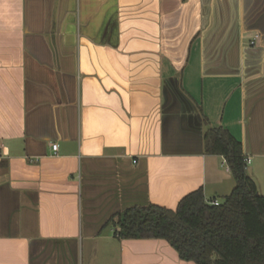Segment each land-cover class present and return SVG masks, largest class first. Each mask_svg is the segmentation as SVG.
I'll return each mask as SVG.
<instances>
[{
    "label": "crops",
    "instance_id": "crops-1",
    "mask_svg": "<svg viewBox=\"0 0 264 264\" xmlns=\"http://www.w3.org/2000/svg\"><path fill=\"white\" fill-rule=\"evenodd\" d=\"M220 127L264 196V0H0V264H196L111 220L221 203Z\"/></svg>",
    "mask_w": 264,
    "mask_h": 264
},
{
    "label": "trees",
    "instance_id": "trees-1",
    "mask_svg": "<svg viewBox=\"0 0 264 264\" xmlns=\"http://www.w3.org/2000/svg\"><path fill=\"white\" fill-rule=\"evenodd\" d=\"M204 139L206 153L223 156L235 180L220 205L199 189L175 210L133 207L111 223L121 239H163L196 264H264V196L247 173L242 144L221 127L208 129Z\"/></svg>",
    "mask_w": 264,
    "mask_h": 264
},
{
    "label": "built area",
    "instance_id": "built-area-1",
    "mask_svg": "<svg viewBox=\"0 0 264 264\" xmlns=\"http://www.w3.org/2000/svg\"><path fill=\"white\" fill-rule=\"evenodd\" d=\"M255 42L253 41V42H251V44H254ZM57 149H58V145H53V150L54 151H57ZM245 163L247 164V165H249L250 163H251V159L250 158H245ZM211 205H215V206H218V205H220V202L218 201V200H213V201H211V202H209Z\"/></svg>",
    "mask_w": 264,
    "mask_h": 264
},
{
    "label": "rangeland",
    "instance_id": "rangeland-1",
    "mask_svg": "<svg viewBox=\"0 0 264 264\" xmlns=\"http://www.w3.org/2000/svg\"><path fill=\"white\" fill-rule=\"evenodd\" d=\"M220 200H221V202H222V201L224 200V198H221Z\"/></svg>",
    "mask_w": 264,
    "mask_h": 264
},
{
    "label": "water",
    "instance_id": "water-1",
    "mask_svg": "<svg viewBox=\"0 0 264 264\" xmlns=\"http://www.w3.org/2000/svg\"><path fill=\"white\" fill-rule=\"evenodd\" d=\"M166 241V240H165ZM167 242V241H166ZM168 243V242H167Z\"/></svg>",
    "mask_w": 264,
    "mask_h": 264
}]
</instances>
